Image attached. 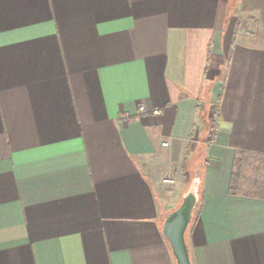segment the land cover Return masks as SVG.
Instances as JSON below:
<instances>
[{"label": "crops", "instance_id": "0c3cea01", "mask_svg": "<svg viewBox=\"0 0 264 264\" xmlns=\"http://www.w3.org/2000/svg\"><path fill=\"white\" fill-rule=\"evenodd\" d=\"M258 165L264 0H0V264H177L197 170L192 263L264 264Z\"/></svg>", "mask_w": 264, "mask_h": 264}, {"label": "water", "instance_id": "95a60500", "mask_svg": "<svg viewBox=\"0 0 264 264\" xmlns=\"http://www.w3.org/2000/svg\"><path fill=\"white\" fill-rule=\"evenodd\" d=\"M200 175V170H197L181 203L166 214L162 223V231L171 245L177 264H193L186 232L200 198Z\"/></svg>", "mask_w": 264, "mask_h": 264}, {"label": "rangeland", "instance_id": "374dc122", "mask_svg": "<svg viewBox=\"0 0 264 264\" xmlns=\"http://www.w3.org/2000/svg\"><path fill=\"white\" fill-rule=\"evenodd\" d=\"M239 26H241L242 28H244L245 30L247 29L248 31L251 30V26L252 24L250 23V19H248V17H242L240 19V24ZM258 169H254L252 167H247V172H245V177L247 179H264V173L261 170V165H258Z\"/></svg>", "mask_w": 264, "mask_h": 264}, {"label": "built area", "instance_id": "2783aa9c", "mask_svg": "<svg viewBox=\"0 0 264 264\" xmlns=\"http://www.w3.org/2000/svg\"><path fill=\"white\" fill-rule=\"evenodd\" d=\"M140 112L142 113H148L150 110L151 112L154 114V115H160L161 114V109H158V108H155V109H149L147 106L145 105H140V108H139ZM215 115V114H214ZM216 116V115H215ZM164 146L168 145V142H163L162 143Z\"/></svg>", "mask_w": 264, "mask_h": 264}, {"label": "trees", "instance_id": "16d2710c", "mask_svg": "<svg viewBox=\"0 0 264 264\" xmlns=\"http://www.w3.org/2000/svg\"><path fill=\"white\" fill-rule=\"evenodd\" d=\"M244 156H247V155H244ZM263 187H264V183H263Z\"/></svg>", "mask_w": 264, "mask_h": 264}]
</instances>
